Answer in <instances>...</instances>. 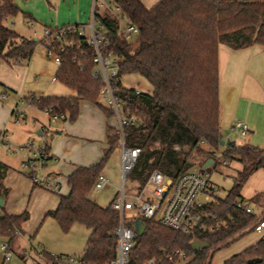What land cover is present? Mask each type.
Instances as JSON below:
<instances>
[{
    "label": "trees",
    "instance_id": "16d2710c",
    "mask_svg": "<svg viewBox=\"0 0 264 264\" xmlns=\"http://www.w3.org/2000/svg\"><path fill=\"white\" fill-rule=\"evenodd\" d=\"M108 8L109 14L94 12L93 23L95 32L103 38L99 51L116 66L110 78L112 94L122 111L139 122L123 126L125 147L140 150L128 176L131 184L139 188L154 171L175 180L196 168L193 160L197 158L203 160L201 167L207 168L216 153L241 166L227 194L203 206L205 213L223 225L218 231L184 235L155 220L143 219V232L136 235L128 264H146L149 260L155 264H210L214 251L264 221L236 206L243 199L240 192L249 177L264 169V149L253 145L220 146L218 98V48H264V0H158L150 9L141 0H109ZM20 13L15 0H0V61L9 66L28 63L36 48L44 44L60 58L55 79L75 93L73 97H32L31 104L40 111L63 115V121L70 123L76 121L83 103L95 106L107 119L114 117L100 100L104 82L93 77L96 50L88 45L87 38L66 33L50 48V37L27 39L6 25L8 18ZM119 18L137 28L139 41L135 49L118 42ZM78 27L48 31L53 35ZM125 75H139L151 91L136 94L135 89L124 87L121 78ZM118 133L117 128L106 127V148L100 159L90 166L75 167L67 175L68 193H58L56 207L44 216L52 218L62 232L76 224L90 231L81 256L85 263L109 264L116 256L114 232L119 216L110 205L101 207L92 201L90 193L110 154L119 147ZM7 170L0 162V181ZM255 201L253 197L249 204ZM28 219L26 211L0 217V235L9 239L8 252ZM194 241L207 248L193 249ZM174 251L184 252L185 259L167 260ZM43 255L50 258V264H59L47 253ZM252 259L264 264V237L223 264H248Z\"/></svg>",
    "mask_w": 264,
    "mask_h": 264
},
{
    "label": "rangeland",
    "instance_id": "374dc122",
    "mask_svg": "<svg viewBox=\"0 0 264 264\" xmlns=\"http://www.w3.org/2000/svg\"><path fill=\"white\" fill-rule=\"evenodd\" d=\"M98 12L109 14L107 9H97ZM91 17L92 14H90V18L88 16L90 21ZM90 21L85 25H88ZM120 23L122 27L126 25V21L123 19L120 20ZM9 25L20 36L37 40L44 37L45 30L50 31L74 26L52 28L43 23L30 24L28 21H23L20 15L12 17L9 20L8 27ZM88 33L86 29V34ZM138 41V34H134L127 41V45L135 49ZM57 69L58 66L53 62L52 57L48 56V50L44 44H40L36 48L28 63L23 62L20 65L9 66L0 61V97L4 94L7 95L6 98H0V101L10 111L22 112V116L18 119L14 114L10 117L8 115L5 130L6 134L9 137L12 136V138H9L8 143L0 142V161H6L11 168L7 172L5 180L0 181V184L9 190L8 194H5L3 190L0 191V197H3L4 201L3 206H0V216L4 213L18 215L24 210L29 213V219L24 224L25 233L14 239L9 261H4V252L1 250V246L7 244L9 239L0 235V264H50V258L43 255V253H47L52 257H81L90 234L88 229L78 224L72 226L68 232H62L52 218L44 217L47 210L54 209L59 192L39 186L32 190L33 183L27 172L22 168V163L33 155V152L26 148L27 144H32L35 151L44 149L45 145L52 148L54 145L59 144V152H66L59 162H64L67 165L73 163L69 159L78 158L80 155L88 157L92 152L90 148L82 149L80 146L76 147L70 141H66L65 121L51 119L48 114L38 110L30 102L32 97L75 96L74 92L55 79ZM121 82L124 87L136 89L141 93L151 91L150 85L139 75H125L121 78ZM110 119H112V122L115 121L113 118ZM236 121L242 122L239 119H236ZM67 122L68 125L69 121ZM84 122L87 124L86 120ZM60 131L62 134L58 135L57 133ZM221 134L224 139L229 138V140L236 143L242 141V137L236 129ZM45 153L47 152L45 151ZM202 161V159L197 158L193 160V163H196V168L210 175V181L214 187V198H223L232 187V177H234L236 171L222 165L219 153L215 154L214 162L205 169L201 167ZM56 163V159H46L41 172H37V176L50 175L53 181L56 182L57 173H59L57 168L59 164ZM102 174L108 180L109 185L100 191L93 189L90 193V199L101 207H107L117 197V188L121 186L120 147L112 151L104 164ZM126 183L129 185L132 183L130 178H127ZM134 189L135 187L126 185L128 194L132 193ZM214 198L202 196L199 201L210 202ZM252 206V213L256 220L261 218L264 220V198L260 199L258 205L254 204ZM128 214L138 215L135 212H127ZM31 234H33V237ZM263 237L264 230L261 233L248 232L229 245L214 251L210 257V264H223L224 261L254 245Z\"/></svg>",
    "mask_w": 264,
    "mask_h": 264
},
{
    "label": "built area",
    "instance_id": "2783aa9c",
    "mask_svg": "<svg viewBox=\"0 0 264 264\" xmlns=\"http://www.w3.org/2000/svg\"><path fill=\"white\" fill-rule=\"evenodd\" d=\"M109 0H94L92 6L91 21L86 26H80L78 28H68L67 30L50 34L48 30H45L44 37L49 38L51 42L49 47L53 46V42L59 40L61 36L66 33H76L79 36H85L87 43L96 50V69L93 72V77H100L104 82V87L100 92V100L105 106L110 108L114 113V118L117 120V130L119 136L120 147V174H121V186L117 188L118 195L111 202L110 209L119 216V223L115 229L114 235L117 240L116 244V256L109 264H128L130 252L134 248L136 239V224L143 219L155 220L158 224L168 227L178 233L184 235H191L194 233H206L212 234L223 226L221 222L216 218L209 216L204 212L203 206L209 202H201L199 198L202 196H211L214 198V187L210 181V175L205 171L198 168L180 175L175 180L165 178L161 173L154 171L150 174L147 181L136 188L130 184L131 187H135L132 193L126 192V180L132 171L136 160L140 154L139 149L127 148L124 145L123 139V126L138 124V120L134 116H129L123 112L121 105L117 99L114 98L111 87L110 78L115 75L116 66L108 56L102 54L99 51V46L102 44L103 38L98 36L94 29L93 13L97 9H107ZM119 25L116 31V37L121 45L128 41L134 34H138V30L131 24H126L124 27ZM86 29L88 34H86ZM48 56L52 57L53 62L59 65V56L48 50ZM135 93L138 90L135 89ZM0 98H5L1 96ZM48 116L53 120H63V115L50 114L51 110L45 111ZM12 114L18 119L22 116V112L13 110ZM241 136H244L249 128L241 122L236 121L233 125ZM5 141V138H3ZM26 148L33 152L32 157H28L26 161L22 163V168L27 172L28 177L31 179L34 186L47 188L54 191H59L58 183L53 181L50 175L40 177L37 176V172H41L44 162L49 159L45 154L44 149L34 150L32 144H27ZM222 165L227 167L230 161L221 157ZM109 185L108 180L101 174L95 185L94 189L100 191ZM215 200V198H214ZM213 200V201H214ZM212 202V201H210ZM237 208L244 210L245 213L251 214L252 208L249 204V200L243 198L237 203ZM127 212H135L138 215H127ZM264 229V221H260L254 227V232L261 233ZM1 250L4 252V260L10 259V252H8V245L1 246ZM59 264H100L98 261H92L85 263L82 257H53ZM177 259L183 261L185 259L184 252L174 251L167 256V260L172 261ZM146 264H155L153 260H149Z\"/></svg>",
    "mask_w": 264,
    "mask_h": 264
},
{
    "label": "crops",
    "instance_id": "0c3cea01",
    "mask_svg": "<svg viewBox=\"0 0 264 264\" xmlns=\"http://www.w3.org/2000/svg\"><path fill=\"white\" fill-rule=\"evenodd\" d=\"M93 1L15 0V4L21 12L19 15L23 21H28L30 24L43 23L52 28H59L68 25L82 26L87 24L90 21L88 16L90 18V14H92ZM141 2L146 8L150 9L157 4L158 0H141ZM98 13L101 14L102 12ZM10 19L6 20L7 26ZM123 44L124 46H128L127 41ZM218 73L221 140L224 142H234V145H253L264 149V48L254 45L242 50H231L220 45L218 48ZM4 86L6 87V85ZM2 96L7 97L6 94ZM12 112L13 110L10 111L0 101V142L2 143H8L9 138H12V136L9 137L6 134L5 130L8 115L9 117L10 115L12 116ZM112 118L115 120L114 122L111 121L112 119H107L95 106L83 103L80 105L79 114L74 124L69 122L67 125L68 122H64V130L67 131L65 133L66 141H70L74 146H80L82 149H92L88 157L83 155H80L78 158L71 157L72 159L69 160H72L73 163L69 165L59 162L60 158H63L66 153L59 152V144L54 145L52 148L45 145L44 150L47 152L45 153L47 157L56 159V164H59L57 166L59 173H57L56 180L59 186V194L66 195L68 193L69 189L66 185V177L75 167L90 166L100 159L102 151L106 148V127L117 128V120L114 117ZM236 119L242 120L249 128L244 136L240 135L242 137L240 143L231 141L229 138L224 139L221 134L229 130L234 131L233 125ZM85 120L87 124H85ZM57 134L60 135L62 132L60 131ZM2 137L5 138V141H3ZM0 162L7 166V172L11 169L6 161L2 160ZM227 167L236 172L241 169L240 164L237 162H230ZM6 175L3 180H5ZM0 186L4 188V193L8 194L9 190L2 184ZM34 188L35 186H32V190ZM240 196L248 200L255 197L256 201L254 204H259L260 199L264 198V169L254 172L249 177L240 192ZM3 202V197H0V206H3ZM254 204H251L252 212V205ZM4 215L16 214L4 213L2 216ZM24 233L25 225L22 227V233L18 236ZM31 236L33 237V234Z\"/></svg>",
    "mask_w": 264,
    "mask_h": 264
},
{
    "label": "water",
    "instance_id": "95a60500",
    "mask_svg": "<svg viewBox=\"0 0 264 264\" xmlns=\"http://www.w3.org/2000/svg\"><path fill=\"white\" fill-rule=\"evenodd\" d=\"M34 40H36V39H34ZM220 146L221 147H225V146L232 147V146H234V142H224L223 140H221L220 141ZM135 232H136V235H141L142 234V232H143V224H142L141 221L137 222ZM191 247L193 249L207 248V245H201V244H199V243L194 241V242H192ZM259 262H260V259H252V260L248 261V264H257Z\"/></svg>",
    "mask_w": 264,
    "mask_h": 264
}]
</instances>
